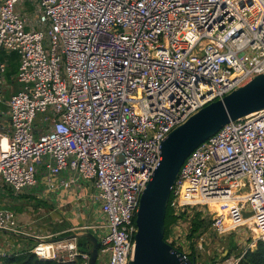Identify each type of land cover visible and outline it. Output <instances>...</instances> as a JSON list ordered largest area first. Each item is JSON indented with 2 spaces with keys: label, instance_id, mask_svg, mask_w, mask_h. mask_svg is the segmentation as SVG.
Returning a JSON list of instances; mask_svg holds the SVG:
<instances>
[{
  "label": "built area",
  "instance_id": "1",
  "mask_svg": "<svg viewBox=\"0 0 264 264\" xmlns=\"http://www.w3.org/2000/svg\"><path fill=\"white\" fill-rule=\"evenodd\" d=\"M12 52L18 87L7 99L3 54ZM262 73L264 0H0V190L19 195L43 183L48 194L77 193L87 185L76 198L88 196L105 223L79 229L103 227L97 260L129 264L162 142ZM170 199L177 219L167 241L185 256L195 211L220 236L249 227L250 247L264 244V108L196 147ZM1 235L37 238L31 251L43 259L90 264L77 239L36 234L7 207ZM243 254L212 264H239ZM6 255L0 246V260Z\"/></svg>",
  "mask_w": 264,
  "mask_h": 264
},
{
  "label": "water",
  "instance_id": "2",
  "mask_svg": "<svg viewBox=\"0 0 264 264\" xmlns=\"http://www.w3.org/2000/svg\"><path fill=\"white\" fill-rule=\"evenodd\" d=\"M264 108V73L246 85L215 100L172 130L162 142V159L144 190L137 211L134 258L129 264H197L165 240V217L171 188L185 159L201 143L231 120ZM252 212L245 211L248 217ZM86 238L90 264H97L100 239L89 229H79L66 239ZM64 239V238H63Z\"/></svg>",
  "mask_w": 264,
  "mask_h": 264
},
{
  "label": "rangeland",
  "instance_id": "3",
  "mask_svg": "<svg viewBox=\"0 0 264 264\" xmlns=\"http://www.w3.org/2000/svg\"><path fill=\"white\" fill-rule=\"evenodd\" d=\"M28 7L30 8V12H33V7ZM17 87V82L9 81V91L7 93V99L9 98L10 91L12 89L15 90ZM2 191H5L6 193L5 203L17 213L21 223L27 224L29 226L31 224L37 225L39 223V228H44V230L41 231L52 234H54L57 230V223L58 227H60L61 221L58 220H60L61 218H63L67 226V219H65V217H68L69 215L65 216V214L66 212H69L70 208L65 206L57 207L56 204L50 201V197H48L50 195L48 194V192H44L43 199H41L40 196H38L39 193H22L19 195H15L9 188H4L2 189ZM82 191V193H84V190ZM60 194L61 193L59 192L56 195L58 196ZM94 207L96 208L98 207V205L96 204ZM212 207L214 206L212 205ZM57 208L60 210H57ZM83 209L89 213L93 210L92 202L88 196L87 199L83 201ZM218 209L219 208H217L216 210ZM250 221L252 222V219H250ZM76 225L77 227L80 226V224H78V221ZM243 229L244 230H240L239 233L220 236L216 231L209 228L205 234L207 238V244H204L203 249L199 248L197 245L198 237H194V247L198 256V264H212V260H215V257L221 258L223 256H227V249H232V254H238L240 252L246 251V249L248 248H256V246L250 247L254 231H252V229H250L249 227H244ZM78 230L79 228L74 231ZM58 236L60 235H54L52 239H57ZM26 248L23 247V249ZM0 264H5L4 257H2V259L0 260ZM97 264H100V260H97Z\"/></svg>",
  "mask_w": 264,
  "mask_h": 264
},
{
  "label": "crops",
  "instance_id": "4",
  "mask_svg": "<svg viewBox=\"0 0 264 264\" xmlns=\"http://www.w3.org/2000/svg\"><path fill=\"white\" fill-rule=\"evenodd\" d=\"M26 5L30 6V3L27 1ZM7 83H9L8 79H7ZM82 190H84V193L85 192L89 193V187L87 185H85V186H80V189L77 191V193L74 189L71 192H61L62 194H60L58 196L56 194H49L50 196H48V197H50V201L52 203L56 204L57 207L65 206V207L70 208L69 212H66V214H65V216L69 215L68 217H65V219H67V226H66L63 218L58 220V221H61L60 227H58V223H57V230L55 231L54 235H57V234L60 235L61 233L65 232V231L75 232L74 230H76L82 226L103 225L105 223L103 214L100 212L99 207L95 208L92 206L93 210L90 213L86 212L83 209V201H79L76 198V196H78V195L80 196V195L84 194V193H82L83 192ZM44 192H45L44 185H43V183H40L36 187L26 191L25 194L26 193H31V194L32 193H34V194L39 193L38 196H40V198L43 199ZM5 197H6V193L4 191L0 190V206L1 207H7V208L11 209L12 211H14L12 208L7 206V204L5 203ZM217 208H219V206H215V209H217ZM57 210H60V209L57 208ZM16 216H17L18 222L20 224H23L20 222L17 213H16ZM55 218H58V217H55ZM251 219L253 222V218H251ZM77 221H78V224H80V226H78V227L76 225ZM250 223H251V221H250ZM23 225H27V224H23ZM30 226L36 229V234H39L42 236L46 234V232L41 231V230H44V228H41V227L39 228V223L37 225L31 224ZM89 230L92 231L96 236L99 235L101 238L105 232V229L103 227L98 228V229L89 228ZM67 236H65V237L58 236L57 239H63V238L66 239ZM99 236H98V238L100 239ZM38 241L39 240L35 237H26V236H18V237L15 236L14 237L11 235H9V236L8 235H1L0 236V243H1L0 246H2V250L8 254L18 253L21 251L29 250ZM23 247L24 248L27 247V248L23 249ZM228 251H229V249L226 250V252H228ZM219 258L220 257H215L214 259L217 260ZM98 260H100V264H103L102 258L99 257Z\"/></svg>",
  "mask_w": 264,
  "mask_h": 264
},
{
  "label": "trees",
  "instance_id": "5",
  "mask_svg": "<svg viewBox=\"0 0 264 264\" xmlns=\"http://www.w3.org/2000/svg\"><path fill=\"white\" fill-rule=\"evenodd\" d=\"M3 58L8 60V67L5 76L10 82H16V75L19 68V56L18 53L12 52L9 55L3 54ZM17 59V61H16ZM1 207V206H0ZM176 216L173 215L171 209V199L169 200L166 217H165V240H168L171 225L176 221ZM210 220L202 217V213L195 211L192 217V226L190 228L189 238L199 237L202 233L207 232L210 228ZM73 231H65L60 234L61 237H65L72 234ZM78 247L81 251H86L90 248V243L84 237L77 239ZM174 245V244H173ZM194 242L191 243V252L187 255L189 259L195 258L198 264V256L194 247ZM232 249H229L227 256L232 255ZM244 253V254H243ZM243 254L239 264H264V244L257 243L256 248L246 249V251L240 252L237 255ZM5 264H82V258L78 257L73 262H63L54 259H43L36 255L34 252L29 250L21 251L18 253H12L4 256ZM215 260H212V263Z\"/></svg>",
  "mask_w": 264,
  "mask_h": 264
}]
</instances>
